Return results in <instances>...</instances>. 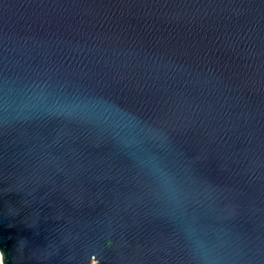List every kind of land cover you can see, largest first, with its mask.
<instances>
[{"label":"water","instance_id":"1","mask_svg":"<svg viewBox=\"0 0 264 264\" xmlns=\"http://www.w3.org/2000/svg\"><path fill=\"white\" fill-rule=\"evenodd\" d=\"M0 256L264 264V0H0Z\"/></svg>","mask_w":264,"mask_h":264},{"label":"clouds","instance_id":"2","mask_svg":"<svg viewBox=\"0 0 264 264\" xmlns=\"http://www.w3.org/2000/svg\"><path fill=\"white\" fill-rule=\"evenodd\" d=\"M97 255H98V254H93V255L91 256V259H90V260H92L93 258L96 259V258H97Z\"/></svg>","mask_w":264,"mask_h":264},{"label":"rangeland","instance_id":"3","mask_svg":"<svg viewBox=\"0 0 264 264\" xmlns=\"http://www.w3.org/2000/svg\"><path fill=\"white\" fill-rule=\"evenodd\" d=\"M0 264H1V256H0Z\"/></svg>","mask_w":264,"mask_h":264},{"label":"bare ground","instance_id":"4","mask_svg":"<svg viewBox=\"0 0 264 264\" xmlns=\"http://www.w3.org/2000/svg\"><path fill=\"white\" fill-rule=\"evenodd\" d=\"M2 264V263H1Z\"/></svg>","mask_w":264,"mask_h":264}]
</instances>
